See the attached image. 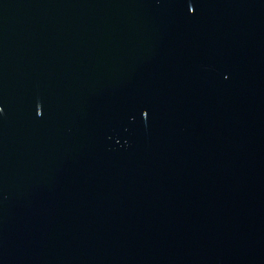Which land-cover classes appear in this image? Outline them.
Masks as SVG:
<instances>
[{
  "label": "water",
  "instance_id": "95a60500",
  "mask_svg": "<svg viewBox=\"0 0 264 264\" xmlns=\"http://www.w3.org/2000/svg\"><path fill=\"white\" fill-rule=\"evenodd\" d=\"M0 264H264V0H0Z\"/></svg>",
  "mask_w": 264,
  "mask_h": 264
}]
</instances>
